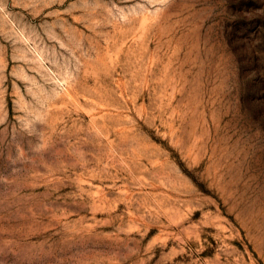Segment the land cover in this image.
I'll list each match as a JSON object with an SVG mask.
<instances>
[{
  "label": "rangeland",
  "instance_id": "obj_1",
  "mask_svg": "<svg viewBox=\"0 0 264 264\" xmlns=\"http://www.w3.org/2000/svg\"><path fill=\"white\" fill-rule=\"evenodd\" d=\"M0 264H264V0H0Z\"/></svg>",
  "mask_w": 264,
  "mask_h": 264
}]
</instances>
